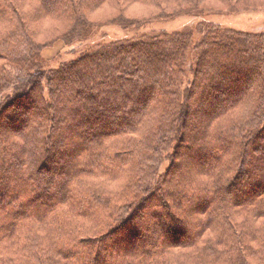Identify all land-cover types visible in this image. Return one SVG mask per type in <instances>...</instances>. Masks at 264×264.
Segmentation results:
<instances>
[{"label": "trees", "instance_id": "16d2710c", "mask_svg": "<svg viewBox=\"0 0 264 264\" xmlns=\"http://www.w3.org/2000/svg\"><path fill=\"white\" fill-rule=\"evenodd\" d=\"M121 1L0 0V264H264V35L201 24L196 44L160 32L46 64L58 41L150 21L123 5L230 3Z\"/></svg>", "mask_w": 264, "mask_h": 264}, {"label": "rangeland", "instance_id": "374dc122", "mask_svg": "<svg viewBox=\"0 0 264 264\" xmlns=\"http://www.w3.org/2000/svg\"><path fill=\"white\" fill-rule=\"evenodd\" d=\"M121 3L123 2L121 1ZM163 7L166 8L167 13H170L174 10L175 6L163 5ZM123 8L124 9L121 15L127 19L143 20L149 18L150 21H148L147 25L146 24L143 25L144 27L139 28L138 30H132L128 32L121 29L117 25L103 26L95 29L93 35L87 41L71 46L69 48L65 47L64 43H62L61 41H58L51 46L45 47L41 51L42 58L44 59L46 64L52 68H55L61 63H68L70 61L77 59L81 52L94 50L101 45H106L116 41L127 40L141 35H154L160 32L173 33V32H184L189 30L192 31L193 34L192 39L194 44H196L200 38L198 29L201 26V24L207 26H216L219 28H223L225 30H233L241 33L264 35V2L260 0H230V3L222 4V5L217 4L216 2H207L203 5L204 9H201L196 12H192L189 15H181L172 19H168L164 17L165 14H161L162 10L160 11V9L141 7L136 5L135 6L123 5ZM116 15H118V13L114 12V10L108 7L107 9L98 11L97 13L90 15L89 18L92 22H102V21L104 22L114 18ZM54 28L57 31V32L54 31L56 33L62 32V29L66 30L63 26L56 24H54ZM190 61L191 59H189V63H191ZM190 77L191 75L189 74V76L185 80V81L187 80L189 81L188 85H192L193 83L192 78L191 80H189ZM185 86L187 87V82L184 83V87ZM199 89L200 87L197 86L196 90H194L193 92L194 93L196 92L199 95L201 91V89L200 90ZM186 91H188V89ZM209 101L211 103L210 99ZM192 110L193 109L191 108V111ZM9 125L10 123H6V125H2L1 131L2 132L10 131ZM82 128H83L82 126L79 127L76 124L75 135L78 136L76 137V141L78 142L82 141L83 139V137L81 136V133L83 132ZM181 145L182 147L183 146L190 147V145L187 144V142H182ZM170 152L172 153V149H170ZM180 152L181 155L182 151ZM72 158L74 161L76 155H73ZM170 161L168 158L161 165L160 168L162 169V172L163 171L164 173L166 172ZM194 162L195 161H193L192 159L191 160L189 159L188 161L184 159V161L177 160L176 164L181 165L183 168L184 166L188 165V163H190V165L193 166L195 170L199 169L197 165H196L197 167L194 166L195 165ZM209 162L210 164L213 163L212 160H209ZM253 191L254 190L252 189L250 190L246 189V192H249V194L253 193ZM14 192L15 189L13 190L12 193L8 195V198L12 197L14 195ZM8 198L3 200L2 202H7ZM143 209H144L143 213L147 215L148 214L147 206H144ZM148 218L149 216L147 215V217H144L142 219V222H139L138 229L144 230L143 229L144 226H147L146 230L149 231L154 230L156 233L158 229L152 228L148 224L147 222ZM159 229L161 231H165L164 225H161ZM186 231L189 233L191 232L188 226H186ZM107 244H112V242L109 241L107 242Z\"/></svg>", "mask_w": 264, "mask_h": 264}]
</instances>
